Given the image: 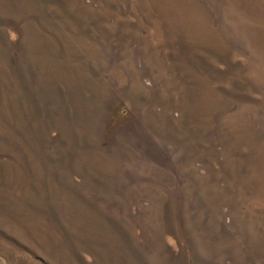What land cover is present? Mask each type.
<instances>
[{
    "label": "rangeland",
    "instance_id": "1",
    "mask_svg": "<svg viewBox=\"0 0 264 264\" xmlns=\"http://www.w3.org/2000/svg\"><path fill=\"white\" fill-rule=\"evenodd\" d=\"M0 264H264V0H0Z\"/></svg>",
    "mask_w": 264,
    "mask_h": 264
}]
</instances>
